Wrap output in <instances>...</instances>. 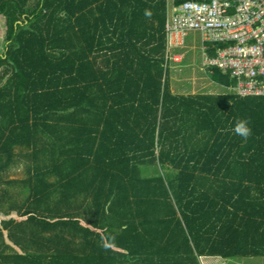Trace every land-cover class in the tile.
Returning a JSON list of instances; mask_svg holds the SVG:
<instances>
[{
  "label": "trees",
  "instance_id": "16d2710c",
  "mask_svg": "<svg viewBox=\"0 0 264 264\" xmlns=\"http://www.w3.org/2000/svg\"><path fill=\"white\" fill-rule=\"evenodd\" d=\"M0 18V179L28 175L0 195V264L264 257V98L174 95L166 0H0Z\"/></svg>",
  "mask_w": 264,
  "mask_h": 264
},
{
  "label": "built area",
  "instance_id": "2783aa9c",
  "mask_svg": "<svg viewBox=\"0 0 264 264\" xmlns=\"http://www.w3.org/2000/svg\"><path fill=\"white\" fill-rule=\"evenodd\" d=\"M192 33L201 35L206 71L229 75L238 97L264 98V0H167L168 54Z\"/></svg>",
  "mask_w": 264,
  "mask_h": 264
},
{
  "label": "rangeland",
  "instance_id": "374dc122",
  "mask_svg": "<svg viewBox=\"0 0 264 264\" xmlns=\"http://www.w3.org/2000/svg\"><path fill=\"white\" fill-rule=\"evenodd\" d=\"M4 31V20L0 18V34ZM187 45L191 48L188 50H182L180 53H184L185 63L182 68L177 66V70L172 75V88L177 93H181L183 91V87L190 89V91L194 93L199 92H209L212 89L215 92H219L220 94H234L233 90L229 89L228 86H221L220 84H216L212 82L210 75L205 72L201 65L203 64V55H202V41L201 36L198 33L191 34ZM177 59H182V56L174 57ZM175 61V60H174ZM173 62V61H172ZM175 63V62H173ZM179 62L175 64L178 65ZM172 66V65H171ZM195 78L198 83L197 85L193 84ZM209 84V85H207ZM211 85V87H209ZM205 86V87H204ZM188 91H184L183 94H187ZM25 150V148H23ZM16 159L9 169L7 173L3 174L4 179H0V195L3 194L5 190L10 191L11 193H15V191L19 190L20 187L15 186L16 184L9 185L6 182L13 181H23L25 180L27 175V165L23 160L19 161ZM53 181V178L50 179ZM8 206L7 202L3 204V208L5 209ZM204 261V260H203ZM228 263L223 262L222 260L215 259L210 262L205 261L204 264H264V257H257L251 259H237V260H228Z\"/></svg>",
  "mask_w": 264,
  "mask_h": 264
},
{
  "label": "crops",
  "instance_id": "0c3cea01",
  "mask_svg": "<svg viewBox=\"0 0 264 264\" xmlns=\"http://www.w3.org/2000/svg\"><path fill=\"white\" fill-rule=\"evenodd\" d=\"M166 3H167V0H166ZM193 34V33H192ZM191 36V35H190ZM190 36L188 37V39L186 40V45L183 47V48H180V49H175V50H173V51H171V53L170 54H168V50H167V54H168V56H167V59H169V61L167 60V62H170V65H172L173 66V73H175L177 70H179V69H177V66L179 67V68H182L183 67V65H184V63H185V56H184V53H180V51H182V50H188L189 48H191V47H189L188 45H187V42H188V40H189V38H190ZM201 36V35H200ZM201 41H202V38H201ZM166 47H167V43H166ZM202 55H203V42H202ZM183 55V58L182 59H180L178 62V65L177 64H175L176 63V61H174V57H179V56H182ZM175 62V63H173V62ZM203 64H204V56H203ZM203 64L201 65V68L205 71V72H207L208 74L210 73L209 71H206L205 69H204V67H203ZM173 73H172V75H173ZM209 75H211V74H209ZM211 77V76H210ZM194 79V81L192 82L193 84H195V85H197V83H198V81L195 79V78H193ZM207 85H209V84H207ZM221 86H223L222 84H220ZM205 87V86H204ZM209 87H211V85L209 86ZM229 87V89H230V86H228ZM171 88H172V84H171ZM211 90H209V92H206V95H208V96H218V95H222V94H220L219 92H215L213 89H212V87L210 88ZM172 91H173V94L174 95H176V96H189V95H193V94H198V93H194V92H192V91H190V89H188V88H186V90H185V86L183 87V91L181 92V93H176L174 90H173V88H172ZM184 91H188V93L187 94H183V92ZM200 93V92H199ZM233 95H235V94H233ZM205 261H207V260H204L203 262H205ZM209 261V260H208Z\"/></svg>",
  "mask_w": 264,
  "mask_h": 264
},
{
  "label": "clouds",
  "instance_id": "9594fccd",
  "mask_svg": "<svg viewBox=\"0 0 264 264\" xmlns=\"http://www.w3.org/2000/svg\"><path fill=\"white\" fill-rule=\"evenodd\" d=\"M247 125H248L247 121L238 122L234 127V132L237 135L243 137L244 139H247L251 135V129Z\"/></svg>",
  "mask_w": 264,
  "mask_h": 264
}]
</instances>
